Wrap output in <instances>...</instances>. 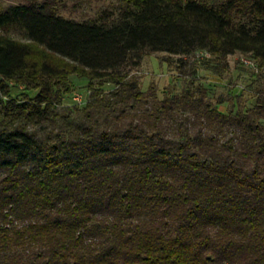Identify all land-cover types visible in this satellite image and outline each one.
<instances>
[{
	"label": "trees",
	"instance_id": "trees-1",
	"mask_svg": "<svg viewBox=\"0 0 264 264\" xmlns=\"http://www.w3.org/2000/svg\"><path fill=\"white\" fill-rule=\"evenodd\" d=\"M62 1L0 7V264H264V88L223 111L193 63L162 97L135 72L155 51L264 71V0H114L82 19Z\"/></svg>",
	"mask_w": 264,
	"mask_h": 264
},
{
	"label": "rangeland",
	"instance_id": "rangeland-1",
	"mask_svg": "<svg viewBox=\"0 0 264 264\" xmlns=\"http://www.w3.org/2000/svg\"><path fill=\"white\" fill-rule=\"evenodd\" d=\"M20 1L23 0H0V7ZM63 1L58 5L62 15L82 19L86 15L94 14L100 6L114 0H88V5L83 2L76 9L74 4L77 0ZM13 36L19 38L17 35ZM243 55L240 52L230 54L223 65V62L213 60L210 55L205 56L206 60L204 61L192 62L191 57L155 51L143 55L141 64L135 72L139 77L141 89L145 90L149 85H153L158 96L162 97L167 91L174 93L182 91L192 78V69L189 67L193 63L196 82L202 83L208 88L212 101L216 103L218 97L224 98L223 102L216 103L220 110L225 111L231 105L247 110L256 101L257 89L264 88V71L256 72L251 67L244 65L241 60ZM70 80L71 90L64 96V100L69 101L73 92H79L84 99H87L89 93L87 80L76 75H70ZM103 87L110 89L112 85L105 83ZM21 91L22 87H10L12 96L21 93ZM31 93L30 91L29 95Z\"/></svg>",
	"mask_w": 264,
	"mask_h": 264
},
{
	"label": "built area",
	"instance_id": "built-area-1",
	"mask_svg": "<svg viewBox=\"0 0 264 264\" xmlns=\"http://www.w3.org/2000/svg\"><path fill=\"white\" fill-rule=\"evenodd\" d=\"M209 54L205 51H197L195 53V56L196 57H200V56H208ZM241 60H242V63L246 66H249L251 67L253 70H257L256 68V64L254 62L253 59H251L249 56H246V55H243L241 57ZM2 80V77L0 75V82ZM71 100L74 102V103H77L79 105H82L86 99L83 98V95L79 92H73L72 95H71Z\"/></svg>",
	"mask_w": 264,
	"mask_h": 264
}]
</instances>
